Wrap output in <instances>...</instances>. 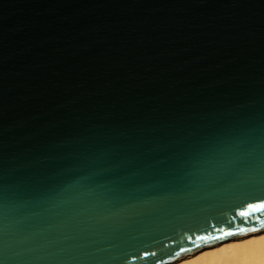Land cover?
<instances>
[{
	"label": "water",
	"instance_id": "water-1",
	"mask_svg": "<svg viewBox=\"0 0 264 264\" xmlns=\"http://www.w3.org/2000/svg\"><path fill=\"white\" fill-rule=\"evenodd\" d=\"M262 230L264 0H0V264Z\"/></svg>",
	"mask_w": 264,
	"mask_h": 264
},
{
	"label": "bare ground",
	"instance_id": "bare-ground-1",
	"mask_svg": "<svg viewBox=\"0 0 264 264\" xmlns=\"http://www.w3.org/2000/svg\"><path fill=\"white\" fill-rule=\"evenodd\" d=\"M168 264H264V230L235 236Z\"/></svg>",
	"mask_w": 264,
	"mask_h": 264
},
{
	"label": "snow or ice",
	"instance_id": "snow-or-ice-1",
	"mask_svg": "<svg viewBox=\"0 0 264 264\" xmlns=\"http://www.w3.org/2000/svg\"><path fill=\"white\" fill-rule=\"evenodd\" d=\"M253 231H255V229H253Z\"/></svg>",
	"mask_w": 264,
	"mask_h": 264
}]
</instances>
